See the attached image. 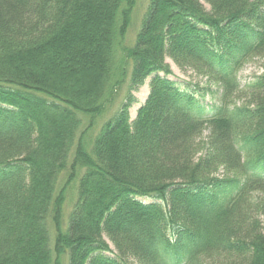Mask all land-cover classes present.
I'll use <instances>...</instances> for the list:
<instances>
[{
	"label": "trees",
	"instance_id": "16d2710c",
	"mask_svg": "<svg viewBox=\"0 0 264 264\" xmlns=\"http://www.w3.org/2000/svg\"><path fill=\"white\" fill-rule=\"evenodd\" d=\"M136 2L0 0V264H264V0Z\"/></svg>",
	"mask_w": 264,
	"mask_h": 264
},
{
	"label": "rangeland",
	"instance_id": "374dc122",
	"mask_svg": "<svg viewBox=\"0 0 264 264\" xmlns=\"http://www.w3.org/2000/svg\"><path fill=\"white\" fill-rule=\"evenodd\" d=\"M147 5H148V0H137L135 8L132 12L130 27L124 39L125 46L129 47L133 44L134 38L139 29V25L145 13V10L147 8ZM166 63L169 65L172 71V77H170L169 79L175 82L179 89L182 90L184 88L183 86L184 83H190L192 87H195L196 85H199L201 87L204 86L205 84L204 79L195 76L192 72L188 70L180 71L169 60H166ZM260 75H264V68H262L261 62L256 59V60H253L245 64L238 71L237 80L239 82L240 87L243 88L247 83H249L253 79V77L260 76ZM148 82H149V79L145 80L144 84L140 86L137 91L132 93L133 97H135L136 99V103L132 104L128 110L130 120L134 119L137 109L144 103L148 95ZM126 86L127 85H124V87L119 92L118 100H117V104H118L117 107L120 106V104L123 101V98L126 95V91H127ZM200 103L203 105L205 109L206 108L211 109L212 107H215L217 105V100L212 99L209 96H205V98L201 99ZM116 108L110 109L103 117L96 120L95 125L88 133V139H91L96 134V132L99 130L98 128L105 121L109 120L113 116L114 112L116 111ZM80 117L82 119V128H83L87 124L88 120L85 117H82V116ZM63 182H64V177H61L58 182V186H61ZM75 200H76V184L72 183L66 190V194H65V203L63 207V220H62L64 221V223H65V220L67 219L68 214L70 213L72 209V206ZM139 200L143 203L151 202V200H147V199H139ZM52 240L53 239L51 237V241Z\"/></svg>",
	"mask_w": 264,
	"mask_h": 264
}]
</instances>
